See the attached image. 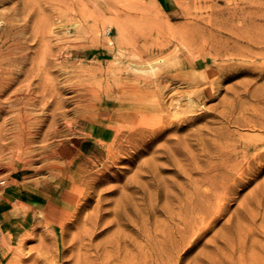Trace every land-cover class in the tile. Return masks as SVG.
Returning <instances> with one entry per match:
<instances>
[{"label":"rangeland","instance_id":"1","mask_svg":"<svg viewBox=\"0 0 264 264\" xmlns=\"http://www.w3.org/2000/svg\"><path fill=\"white\" fill-rule=\"evenodd\" d=\"M255 12L264 0H0V81L45 100L30 106L42 132L57 108L47 148L72 139L84 178L73 217L33 225L39 214L21 201L49 173L36 157L26 167L29 154L0 157V264H46L47 232L58 238L54 264H264V76L232 74V63L260 58L232 53L223 32ZM147 50L155 71L181 78L163 81L154 116L114 111V81L151 75L134 64ZM54 183L45 199L59 198ZM77 231L71 249L60 245Z\"/></svg>","mask_w":264,"mask_h":264},{"label":"bare ground","instance_id":"2","mask_svg":"<svg viewBox=\"0 0 264 264\" xmlns=\"http://www.w3.org/2000/svg\"><path fill=\"white\" fill-rule=\"evenodd\" d=\"M233 15L234 13L233 14L230 13L228 18L232 19ZM223 32L227 33L228 41L235 42L237 45L235 46V48H233L232 53H236L237 55H242L243 57L246 58H251V57L260 58V60L254 59V61L253 62L251 61V63H249V61H247L246 63L245 62L232 63V65L230 66L233 69L231 70L232 74L240 73L242 71L248 72V70L253 69L255 71H251V72H254L257 75V77L264 76V13L255 12L254 15H251L248 18H243V22L238 26L232 25L229 28L223 27ZM242 42H244L245 44L243 45ZM152 55H153L152 50L144 51L140 55H135L136 63H134L137 66H144L147 63L150 64L149 68L152 71L150 76L126 75L125 77H122L121 79L114 81L113 87H116L117 94L116 96L115 95L110 96V100H109L114 105L113 107L114 111L116 110L118 112L124 111L127 113L137 112V114H139L140 116L142 115L144 117H150L156 115L157 111L161 112V110L164 108L161 105L160 98L162 96V92L159 89V87H166V85L163 84V81L164 82L171 81L174 79H180L181 77H179L178 74L172 73V68L164 67L161 70L155 71L154 65L152 63ZM10 84H11V80L9 79L6 80L4 79L0 81V120H1L0 121V157L5 158L2 157V155H5L4 153L6 151H9V153H7L6 155L10 154L12 155L11 157H14L16 155L17 158H20V156L22 155L26 156V154H29L28 157L29 156L32 157L31 158L25 157V159L27 158V160H25L24 162V165L26 167L32 168L33 167L32 164L35 162V159L38 158L41 161H43V163H40L42 164L40 167L38 165V167H34V168H37V170L38 169L40 170L43 169L44 171L47 170V172L49 173V175L46 177L44 182L38 180L34 183L35 187L38 189L36 195L32 196L30 200L23 201L24 200L23 199L21 201V203L22 202L27 203L29 208L36 210L39 214V218H36L38 216L36 214L37 216L35 218L37 220H35L32 223L33 225L34 224L40 225L44 222L48 223L49 222L48 219L56 218L57 216L55 215L56 213L59 216H61V218L65 217L66 219L67 218L69 219V217H73L76 212V208L74 209V211L73 209L72 211L69 209L71 208V203L73 204L74 202L73 195L77 193L76 187L77 185H81V183H83L82 181H84V178L78 177L77 173L73 170V164L76 158L73 150L74 149L73 140L72 139L68 140V145L66 148H64L65 144L63 142L54 143L53 145H50L47 148L46 140L50 137L51 138L54 137L57 133V130L55 128V124L57 120L55 118V115L57 113L54 112L56 111L57 108L55 107L52 110L53 120L50 122L48 130L42 132L41 129L42 126L44 125V119L41 118L42 116L41 117L38 116L39 113L37 114L32 112L30 106H40L41 109H44L46 108L44 102L45 100L40 98V96L38 97L36 94H33V92L30 91L29 87H18L15 88L13 92L7 94V91L11 88L9 87ZM88 87H93V86H88ZM90 93H92V89L90 90ZM3 96H5V98L1 99V97ZM151 99H157L158 102L157 107H154V105L151 104L153 103L150 102ZM7 112L12 114L7 119L3 118L2 113H7ZM35 141L41 143V145L39 146L40 150L38 151H36L35 149L36 147L32 148ZM2 163L3 162L1 161V164ZM5 163L2 164L4 167H5ZM12 179L14 180L15 177H12ZM67 179L70 181L71 185L67 183L69 186L66 187L65 190L57 191L58 187L62 185V182H64ZM53 180L55 182L53 186L55 187L56 190L55 196H59V198L49 197L45 199V197H47L48 194L45 193L46 192L45 189L48 188L47 186H49L50 185L49 183H51V181L53 182ZM0 183L1 184L5 183V179H1ZM24 185L25 184H23V186ZM22 188L29 189V187L27 188V186L26 187L24 186ZM85 188H86L85 191H87V187ZM84 194H83V198L86 199L87 194L86 193ZM18 197H20V195H18ZM58 200L61 203H58L59 202ZM65 208L69 210L66 212L67 214L66 216L62 214L66 210ZM61 218H59V220H62ZM18 237L21 236L19 235ZM81 237L82 235L81 233H78V231L75 234H73V236L69 241H66V239L62 235L60 240V245L65 247V245L67 244L68 247L71 249L74 245L75 239L79 240L81 239ZM57 240L58 238L54 240L53 233L47 232L44 234V237L42 238V241L39 244L38 251L39 250L41 251L40 253L41 259L39 257L38 258L44 261L46 264H48V262L54 264L57 262V260L60 259L61 252L59 251L60 248L58 247V244H56ZM15 252L18 253V250H16ZM71 255L73 256L72 253Z\"/></svg>","mask_w":264,"mask_h":264},{"label":"crops","instance_id":"3","mask_svg":"<svg viewBox=\"0 0 264 264\" xmlns=\"http://www.w3.org/2000/svg\"><path fill=\"white\" fill-rule=\"evenodd\" d=\"M167 3V2H166Z\"/></svg>","mask_w":264,"mask_h":264}]
</instances>
